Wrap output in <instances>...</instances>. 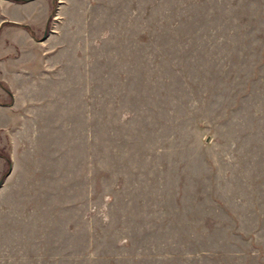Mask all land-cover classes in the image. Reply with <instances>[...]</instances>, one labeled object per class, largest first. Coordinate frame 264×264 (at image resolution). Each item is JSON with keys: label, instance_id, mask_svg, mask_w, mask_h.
Here are the masks:
<instances>
[{"label": "rangeland", "instance_id": "obj_1", "mask_svg": "<svg viewBox=\"0 0 264 264\" xmlns=\"http://www.w3.org/2000/svg\"><path fill=\"white\" fill-rule=\"evenodd\" d=\"M16 63L0 264H264V0H0Z\"/></svg>", "mask_w": 264, "mask_h": 264}, {"label": "crops", "instance_id": "obj_2", "mask_svg": "<svg viewBox=\"0 0 264 264\" xmlns=\"http://www.w3.org/2000/svg\"><path fill=\"white\" fill-rule=\"evenodd\" d=\"M29 41L36 44V41L33 39V37H30ZM33 48H38V47L35 46ZM21 64L22 63H16L14 66L12 64L11 66L3 68L4 69L3 71L0 70V80L3 81L8 86L9 83H7V80L9 78L10 79H17V81H20V79H23L24 76H29L30 73L26 72V70H24L23 67H21ZM9 89H10V87H9ZM10 91H11V102L8 104L0 103V130H2L4 128H9V127H11V128L14 127V130H16V129L18 130L24 126L23 125L24 124V118L27 117L23 112L15 113L16 110H14V109H15V105L18 101L17 95H16V91H14V89H10ZM5 92H6V95L2 96L0 98V101L1 100L5 101L6 99L9 98L6 90H5ZM15 114H18L17 115L18 118H17L16 122L14 119ZM11 131L13 132V130H11ZM0 145L3 146L2 143H0Z\"/></svg>", "mask_w": 264, "mask_h": 264}, {"label": "trees", "instance_id": "obj_3", "mask_svg": "<svg viewBox=\"0 0 264 264\" xmlns=\"http://www.w3.org/2000/svg\"><path fill=\"white\" fill-rule=\"evenodd\" d=\"M3 23H5V22H3ZM22 27H25V28H28V26H26V25H21ZM29 29V28H28ZM0 86H2L6 91H7V93L8 94H10L9 96H10V98H11V93H10V91H9V88H7V85L3 82V81H1L0 80ZM0 154L2 155V156H5V158H6V161H7V163L9 162L10 163V160H9V157L7 156V155H4V154H2L1 152H0ZM6 171L2 174V178L0 179V183H1V181H2V179H3V177L6 175Z\"/></svg>", "mask_w": 264, "mask_h": 264}]
</instances>
